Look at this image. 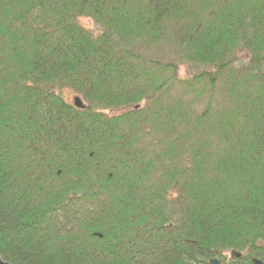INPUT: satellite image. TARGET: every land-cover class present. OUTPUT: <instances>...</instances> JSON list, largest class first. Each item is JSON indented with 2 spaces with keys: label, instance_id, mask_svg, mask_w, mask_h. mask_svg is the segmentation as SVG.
I'll list each match as a JSON object with an SVG mask.
<instances>
[{
  "label": "trees",
  "instance_id": "obj_1",
  "mask_svg": "<svg viewBox=\"0 0 264 264\" xmlns=\"http://www.w3.org/2000/svg\"><path fill=\"white\" fill-rule=\"evenodd\" d=\"M263 56L264 0H0L2 260L264 264Z\"/></svg>",
  "mask_w": 264,
  "mask_h": 264
},
{
  "label": "rangeland",
  "instance_id": "obj_2",
  "mask_svg": "<svg viewBox=\"0 0 264 264\" xmlns=\"http://www.w3.org/2000/svg\"><path fill=\"white\" fill-rule=\"evenodd\" d=\"M81 23H82L85 27L90 28L92 31H93L94 29L97 30V27H96L95 25H93L94 23H92V22H90V21H88V20H83ZM238 54H239V55H238V56H239V60H237V61L235 62V65H236L237 67L242 66V65L245 64V59H244V57H246L245 53H243V52L238 53ZM182 64H183V65L180 66V70H179V72H178L179 77L182 78V79H188V78L192 77L195 73H197V72L200 71L199 68H196V67H194V66H190V65H188V64H186V63H185V64L182 63ZM63 94H64V97H65L66 101L69 102L70 104H73L76 98H80V99L82 98V97H81L80 95H78L77 93H75V92H73V91H71V90H68V89L64 90V91H63ZM82 100H83V99H82ZM83 102H84V104L86 103L84 100H83ZM201 109H202V107L199 106V105L196 107V111H200ZM118 113H119L118 111H107V114H109V115H115V114H118ZM228 256H229V255H228Z\"/></svg>",
  "mask_w": 264,
  "mask_h": 264
},
{
  "label": "water",
  "instance_id": "obj_3",
  "mask_svg": "<svg viewBox=\"0 0 264 264\" xmlns=\"http://www.w3.org/2000/svg\"><path fill=\"white\" fill-rule=\"evenodd\" d=\"M263 66H264V56H263ZM74 104L78 109H85L86 108L83 101L80 98H76L74 101ZM233 257L240 258V253H236V252L233 253ZM221 263H222V261H220V260H213L212 261V264H221ZM0 264H8V263L4 262L2 260V258L0 257ZM256 264H262V263L260 261H256Z\"/></svg>",
  "mask_w": 264,
  "mask_h": 264
},
{
  "label": "flooded vegetation",
  "instance_id": "obj_4",
  "mask_svg": "<svg viewBox=\"0 0 264 264\" xmlns=\"http://www.w3.org/2000/svg\"><path fill=\"white\" fill-rule=\"evenodd\" d=\"M242 257V254L240 253V258Z\"/></svg>",
  "mask_w": 264,
  "mask_h": 264
}]
</instances>
